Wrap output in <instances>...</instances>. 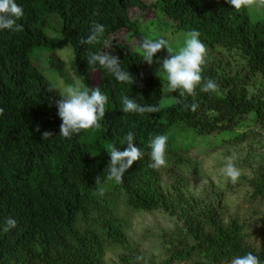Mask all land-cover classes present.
Wrapping results in <instances>:
<instances>
[{
    "label": "trees",
    "instance_id": "obj_1",
    "mask_svg": "<svg viewBox=\"0 0 264 264\" xmlns=\"http://www.w3.org/2000/svg\"><path fill=\"white\" fill-rule=\"evenodd\" d=\"M16 2L24 11L17 21L22 31L0 30V264H107L111 247L124 249L118 264H132L140 254L129 245L126 210L159 209L182 222L167 235L164 264L174 260L223 264L247 252L264 264V241H251L245 226L229 214L214 191L197 195L187 184L193 160L187 153L193 147L213 150L217 145L241 144L256 134L264 137V89L256 82L264 80V7L237 11L227 0ZM131 8L160 12L174 30L199 31L207 48L202 76L214 79L218 88L205 93L197 87L195 112L184 107L193 101L187 93L182 97L170 92V102L164 104L166 81L130 44L135 39L138 47L148 37L140 30L142 23L131 18ZM93 22L105 26L103 37L95 45H81ZM123 29L128 30L126 40L111 41ZM68 45L84 84L100 87L108 96L100 128L82 130L71 139L60 136L61 90L33 59L37 51ZM97 51L118 56L121 68L135 82L120 83L98 64L91 65L88 53ZM166 56L164 49L154 58ZM95 73L98 79L93 83ZM123 95L160 111L125 114ZM253 124L260 126L259 131L239 130ZM45 131L54 136L43 139ZM129 131L135 133L133 143L144 156L117 184L106 180L110 163L106 146L111 143L125 150ZM156 135L168 136L167 165L158 170L149 167L147 147ZM98 175L102 197L95 184ZM250 183L253 198L264 204V171ZM8 217L17 224L5 233L2 227ZM261 219L264 225V213Z\"/></svg>",
    "mask_w": 264,
    "mask_h": 264
},
{
    "label": "clouds",
    "instance_id": "obj_2",
    "mask_svg": "<svg viewBox=\"0 0 264 264\" xmlns=\"http://www.w3.org/2000/svg\"><path fill=\"white\" fill-rule=\"evenodd\" d=\"M235 10L239 11L242 7H264V0H227ZM24 15L23 8L17 4L16 0H0V30H10L13 32L22 31V25L18 24ZM105 32V26L93 22L90 26L89 34L81 38V45H95L100 42ZM199 31L193 29L186 34L184 45L178 50L173 49L170 43L163 38L152 39L145 37L138 48L135 49L142 60L151 65L154 57L158 52L167 50V56L158 61L161 64L156 75L167 83L169 92H178L180 96L187 95L193 97L190 104H185V109L195 112L199 104L195 101L196 89L205 93L215 92L218 84L212 78L205 79L202 76L203 65L207 55V48L199 39ZM108 45L105 44V47ZM88 61L91 65L98 64L101 69L106 70L114 76L120 83L133 84L135 82L133 75L121 68V61L118 56L110 52H89ZM52 91V89H50ZM61 99L57 101L58 115L62 120L60 125V136L71 139L73 134H79L82 130L91 128H100L99 121L105 117V106L108 103V96L101 91L100 87L90 88L89 86L77 81L60 91ZM121 111L127 113H155L160 108L155 105H140L134 99L126 95L120 97ZM39 132V127L36 128ZM54 136L53 133L45 131L43 139ZM128 147L121 151L115 144H108L106 150L110 156V163L105 169L107 171L106 180L121 183L125 172L131 168L135 161L144 156L141 148L133 143L135 133L127 132L125 136ZM168 136L156 135L150 137L147 147L150 149L149 167L160 169L167 165ZM222 174L235 184L240 177V170L236 167L231 156L226 158L225 165L221 170ZM95 184L98 186L97 193L101 197L104 195V188L100 187V175L95 177ZM17 221L8 217L2 227V231L7 233L15 228ZM143 260L142 256H137L132 264H138ZM223 264H262L260 258L252 252L243 255H235L230 260L224 261Z\"/></svg>",
    "mask_w": 264,
    "mask_h": 264
},
{
    "label": "rangeland",
    "instance_id": "obj_3",
    "mask_svg": "<svg viewBox=\"0 0 264 264\" xmlns=\"http://www.w3.org/2000/svg\"><path fill=\"white\" fill-rule=\"evenodd\" d=\"M144 1L152 3L156 0ZM254 9L255 6H252L251 11H254ZM259 14L256 13L255 16ZM130 16L142 23L140 30L146 33L148 37L166 39L175 50L184 45L186 34L189 31L174 30L160 12H155L152 9L131 8ZM127 37L128 30L123 29L113 35L111 41L123 42ZM130 44L133 49L138 48L135 39H132ZM33 59L61 91L77 81L84 84L75 70L72 45L56 50L37 51L33 54ZM158 61L160 59L154 58V62L150 65L155 75L161 67ZM93 79L92 82L95 83L98 79L96 73L93 75ZM256 82L257 88L264 89V80ZM169 102L170 92L166 90L164 104H169ZM247 121L250 122L249 117H247ZM248 127L258 131L260 129L258 124H253L240 127L239 130H246ZM210 139L216 140V136L211 135ZM203 147H193L187 153L193 159L191 162L192 169L187 170L189 190L197 195L206 193L207 190L214 191L215 195L222 199V203L227 207L229 214L236 216L245 226V231H248L252 237L251 241L260 244L264 241V225L261 219V214L264 213V204L253 198L254 187L250 180L264 171V137L256 134L241 144L217 145V148L213 150L209 147ZM229 156L233 158V162L240 170V177L235 184L225 177L221 171L226 158ZM126 211L130 219L129 245L144 258L143 264H164L167 256L165 248L168 247L167 235L177 230L179 228L178 224L180 225L182 222H179L177 217H173L160 209L151 212ZM123 250V247H111L106 256V263L118 264L120 262L119 257L124 253ZM173 264L187 263L174 260Z\"/></svg>",
    "mask_w": 264,
    "mask_h": 264
}]
</instances>
